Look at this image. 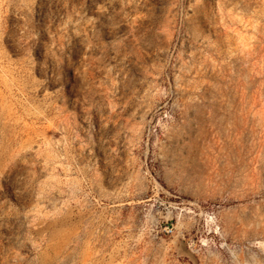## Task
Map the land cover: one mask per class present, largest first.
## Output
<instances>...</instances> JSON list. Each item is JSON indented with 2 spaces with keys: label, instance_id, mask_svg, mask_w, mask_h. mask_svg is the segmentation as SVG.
<instances>
[{
  "label": "rangeland",
  "instance_id": "374dc122",
  "mask_svg": "<svg viewBox=\"0 0 264 264\" xmlns=\"http://www.w3.org/2000/svg\"><path fill=\"white\" fill-rule=\"evenodd\" d=\"M0 264H264V0H0Z\"/></svg>",
  "mask_w": 264,
  "mask_h": 264
}]
</instances>
